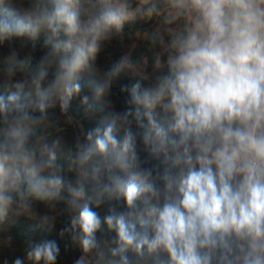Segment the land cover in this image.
Here are the masks:
<instances>
[{"label":"clouds","instance_id":"9594fccd","mask_svg":"<svg viewBox=\"0 0 264 264\" xmlns=\"http://www.w3.org/2000/svg\"><path fill=\"white\" fill-rule=\"evenodd\" d=\"M19 2L18 16L5 7L11 0H0V45H31L23 58L15 49L0 58L14 89L0 95V222L13 210L33 214L37 202H62L75 214L60 235L84 253L99 247L102 223L115 231L106 264H264V0ZM154 19L169 36L154 57L159 71L147 87L121 86L123 111L69 158V170L95 184L86 196L79 178L65 177L59 140L31 138L50 109L67 110L82 91L81 73L126 24ZM41 35L45 50L33 68ZM137 67L128 56L113 63L93 98L110 95L120 74ZM105 197L122 199L126 211L112 206L102 218L90 204ZM59 252L44 240L26 255L55 264Z\"/></svg>","mask_w":264,"mask_h":264},{"label":"trees","instance_id":"16d2710c","mask_svg":"<svg viewBox=\"0 0 264 264\" xmlns=\"http://www.w3.org/2000/svg\"><path fill=\"white\" fill-rule=\"evenodd\" d=\"M5 7L12 8L18 16L22 15L23 9L19 0H11V3L6 4ZM160 24V21L155 19L150 22L137 20L126 24L122 35L106 44L92 66L81 73L82 91L78 96L73 97L67 110H61L58 105L50 109L49 118L38 127L31 138L33 144L59 140L58 156L59 162L65 167V177L73 183L79 178L84 183L86 196L93 195L95 184L82 174L69 170V158L75 156L78 144L87 142L89 132L101 126L112 113L123 111V100L128 93L121 92V86L131 87L138 80L144 87L151 83L152 77L159 71L154 65V57L162 53L163 48V38L158 31ZM163 32L167 34L164 30ZM141 33L157 35L156 43L153 45L142 40L137 36ZM166 37L167 41L169 36L166 35ZM61 38L67 39L63 35ZM43 40V36H39L35 42L36 50L31 52L33 68L37 67V61L45 50ZM14 49L23 58L29 54L31 45L23 46L19 41L0 45V58L10 55ZM125 56L130 57L138 66L147 64L146 76L124 71L116 79L110 95L94 99V85L99 83L104 71ZM11 91L14 89L10 87L3 73H0V95H7ZM85 95L89 97L87 103L83 101ZM122 135V132L118 133V139L122 138ZM104 178L107 179V174ZM90 206L102 218L109 214V208L112 206L117 211H126V205L122 199L117 201L105 197L99 206L94 202ZM74 214V210L68 209L62 202L54 207L37 202L34 204V212L31 215L21 214L15 210L10 211L6 219L0 222V264H14L17 258L21 259L23 264H34L27 259L26 253L32 243L44 240L55 241L59 246L60 252L55 264H74L75 260L89 254L90 252L84 253L79 243L74 242L70 235L66 234L63 237L60 235L61 229L70 224ZM45 216L48 217L47 220L44 219ZM115 236V231L109 230L107 225L102 223L101 228L96 232L99 247L91 264H106L107 258L110 257V248L114 247L111 241ZM127 255L131 260H136L133 252L129 251Z\"/></svg>","mask_w":264,"mask_h":264},{"label":"rangeland","instance_id":"374dc122","mask_svg":"<svg viewBox=\"0 0 264 264\" xmlns=\"http://www.w3.org/2000/svg\"><path fill=\"white\" fill-rule=\"evenodd\" d=\"M163 30H164L163 25L160 24L158 26V31L160 32L161 37L163 38V41L166 42V39H167L166 35H168V34H164ZM137 36L139 38H141L142 40H144L140 34H138ZM146 66H147V64L142 65V66H138L137 71L135 73L146 76ZM97 251H98V249H95L93 252H90L89 254H86L85 256H83L85 258L86 264H91L94 261L96 255H97Z\"/></svg>","mask_w":264,"mask_h":264}]
</instances>
